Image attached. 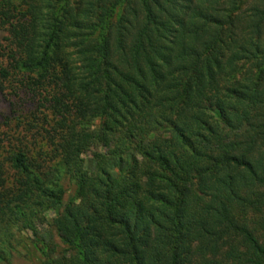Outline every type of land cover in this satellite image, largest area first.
I'll return each mask as SVG.
<instances>
[{
	"label": "trees",
	"instance_id": "trees-1",
	"mask_svg": "<svg viewBox=\"0 0 264 264\" xmlns=\"http://www.w3.org/2000/svg\"><path fill=\"white\" fill-rule=\"evenodd\" d=\"M0 90V262L264 264V0H0Z\"/></svg>",
	"mask_w": 264,
	"mask_h": 264
},
{
	"label": "rangeland",
	"instance_id": "rangeland-1",
	"mask_svg": "<svg viewBox=\"0 0 264 264\" xmlns=\"http://www.w3.org/2000/svg\"><path fill=\"white\" fill-rule=\"evenodd\" d=\"M18 104H15V101L12 99V97L7 92H2L0 90V149L3 147V141L8 139H16L17 136L15 133H13V130L11 128V124L8 126L6 123L9 120H11V123H15V116L16 110H17ZM14 119V120H13ZM91 156V155H90ZM65 194L63 197V202H67L69 198L74 193V187L71 183L65 182ZM54 212L53 211H47L46 212V220L49 221L51 217H53ZM40 230L42 232L50 231L51 233V227L50 225H47L46 222L42 223L40 225ZM14 237L12 240V243L14 245V249H10L9 247H5V251H10L8 255V264H39V258L38 255L35 252H30L32 250H28L23 246V244L27 245L29 241L25 236L21 235L18 232H14ZM53 240L54 243L59 242L57 236L54 232H52V236L48 235L47 239ZM22 240V242L20 241ZM0 264H5L4 262H0Z\"/></svg>",
	"mask_w": 264,
	"mask_h": 264
}]
</instances>
